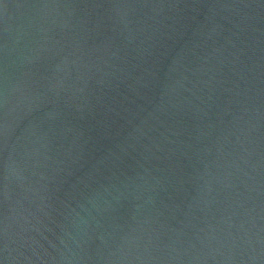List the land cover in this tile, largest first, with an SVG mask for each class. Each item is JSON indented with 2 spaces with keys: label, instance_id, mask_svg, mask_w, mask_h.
<instances>
[{
  "label": "water",
  "instance_id": "obj_1",
  "mask_svg": "<svg viewBox=\"0 0 264 264\" xmlns=\"http://www.w3.org/2000/svg\"><path fill=\"white\" fill-rule=\"evenodd\" d=\"M0 264H264V0H0Z\"/></svg>",
  "mask_w": 264,
  "mask_h": 264
}]
</instances>
